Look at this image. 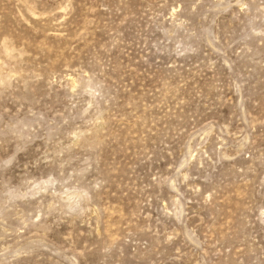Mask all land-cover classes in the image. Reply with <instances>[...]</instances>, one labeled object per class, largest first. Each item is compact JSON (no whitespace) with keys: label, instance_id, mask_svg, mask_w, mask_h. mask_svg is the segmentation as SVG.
<instances>
[{"label":"rangeland","instance_id":"374dc122","mask_svg":"<svg viewBox=\"0 0 264 264\" xmlns=\"http://www.w3.org/2000/svg\"><path fill=\"white\" fill-rule=\"evenodd\" d=\"M0 264H264V0H0Z\"/></svg>","mask_w":264,"mask_h":264}]
</instances>
